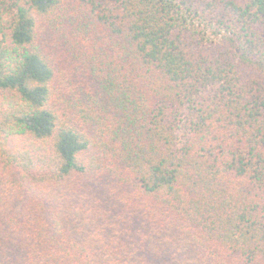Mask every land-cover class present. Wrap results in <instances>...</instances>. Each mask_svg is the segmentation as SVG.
I'll list each match as a JSON object with an SVG mask.
<instances>
[{
    "label": "trees",
    "instance_id": "trees-1",
    "mask_svg": "<svg viewBox=\"0 0 264 264\" xmlns=\"http://www.w3.org/2000/svg\"><path fill=\"white\" fill-rule=\"evenodd\" d=\"M0 264H264V0H0Z\"/></svg>",
    "mask_w": 264,
    "mask_h": 264
}]
</instances>
